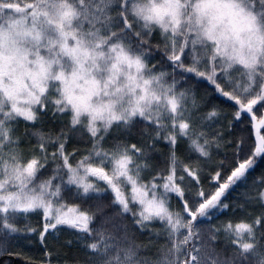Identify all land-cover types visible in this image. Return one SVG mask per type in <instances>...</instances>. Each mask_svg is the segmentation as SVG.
<instances>
[{"label":"snow or ice","instance_id":"1","mask_svg":"<svg viewBox=\"0 0 264 264\" xmlns=\"http://www.w3.org/2000/svg\"><path fill=\"white\" fill-rule=\"evenodd\" d=\"M264 264V0H0V259Z\"/></svg>","mask_w":264,"mask_h":264},{"label":"trees","instance_id":"2","mask_svg":"<svg viewBox=\"0 0 264 264\" xmlns=\"http://www.w3.org/2000/svg\"><path fill=\"white\" fill-rule=\"evenodd\" d=\"M16 251L21 252V256L19 257L13 256L11 258L10 264H25L26 258L30 257L33 259H38L42 254L39 245L36 243L33 244L22 243L16 248ZM0 264H4L3 259H0Z\"/></svg>","mask_w":264,"mask_h":264}]
</instances>
